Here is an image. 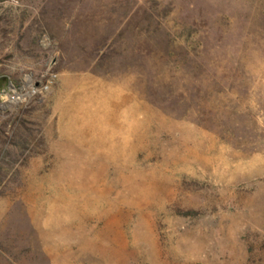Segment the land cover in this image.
Returning <instances> with one entry per match:
<instances>
[{
	"label": "rangeland",
	"instance_id": "374dc122",
	"mask_svg": "<svg viewBox=\"0 0 264 264\" xmlns=\"http://www.w3.org/2000/svg\"><path fill=\"white\" fill-rule=\"evenodd\" d=\"M0 264H264V0H3Z\"/></svg>",
	"mask_w": 264,
	"mask_h": 264
},
{
	"label": "built area",
	"instance_id": "2783aa9c",
	"mask_svg": "<svg viewBox=\"0 0 264 264\" xmlns=\"http://www.w3.org/2000/svg\"><path fill=\"white\" fill-rule=\"evenodd\" d=\"M55 77V73H49L48 78L42 82L22 80L21 82L16 83L7 81L0 85V98L8 105L25 102L47 92L55 80Z\"/></svg>",
	"mask_w": 264,
	"mask_h": 264
},
{
	"label": "trees",
	"instance_id": "16d2710c",
	"mask_svg": "<svg viewBox=\"0 0 264 264\" xmlns=\"http://www.w3.org/2000/svg\"><path fill=\"white\" fill-rule=\"evenodd\" d=\"M0 1H3V0H0Z\"/></svg>",
	"mask_w": 264,
	"mask_h": 264
}]
</instances>
